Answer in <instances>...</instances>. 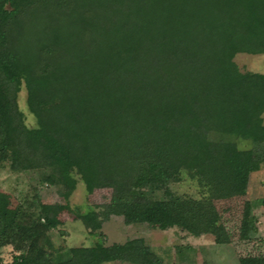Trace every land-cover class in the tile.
Segmentation results:
<instances>
[{"label": "trees", "instance_id": "trees-1", "mask_svg": "<svg viewBox=\"0 0 264 264\" xmlns=\"http://www.w3.org/2000/svg\"><path fill=\"white\" fill-rule=\"evenodd\" d=\"M240 53H264V0H0V167L38 173L64 199L76 177L110 189L101 218L79 215L90 233L115 216L227 244L214 201L245 195L264 163V75L237 71ZM184 175L208 196L174 193ZM38 209H0L11 264H161L141 239L55 247L59 206ZM256 234L251 218L239 227L240 240Z\"/></svg>", "mask_w": 264, "mask_h": 264}, {"label": "rangeland", "instance_id": "rangeland-1", "mask_svg": "<svg viewBox=\"0 0 264 264\" xmlns=\"http://www.w3.org/2000/svg\"><path fill=\"white\" fill-rule=\"evenodd\" d=\"M233 62L240 73L264 75V53L236 54ZM16 102L24 124L30 129L34 128L36 121L27 107L23 85L17 94ZM262 117L264 122V114ZM233 141L239 148L252 147L248 141ZM76 178V190L68 199H64L56 188L41 185L38 173H14L8 166L0 167V209L15 213L20 208H29L37 216L39 204L59 206L55 219L60 225L58 230L52 231L50 235L54 246L64 250L90 247L97 242L110 247L128 240L141 239L158 256L161 264H239V258L264 256V163L258 171L250 174L245 195L214 201L220 221L229 236V242L224 245L215 244L211 235L192 237L176 227L126 225L121 217L115 216L105 219L100 231L90 233L79 215L95 212L100 216L104 206L111 202L112 192L103 188L90 193L78 177ZM171 190L178 195L192 198L205 194L208 196L206 192L200 191L197 181L190 179L188 175H184L181 182L171 185ZM250 218L255 221L257 234L249 241L240 240L239 227ZM16 255L18 253L11 245L3 247L0 252L3 264H11Z\"/></svg>", "mask_w": 264, "mask_h": 264}]
</instances>
